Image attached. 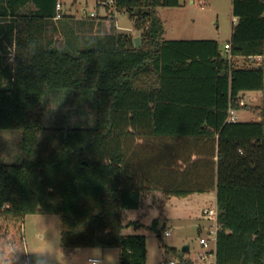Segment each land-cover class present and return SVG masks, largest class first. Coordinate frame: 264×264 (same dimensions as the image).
I'll return each mask as SVG.
<instances>
[{
    "label": "trees",
    "instance_id": "obj_1",
    "mask_svg": "<svg viewBox=\"0 0 264 264\" xmlns=\"http://www.w3.org/2000/svg\"><path fill=\"white\" fill-rule=\"evenodd\" d=\"M59 4L0 0V131L22 134L18 161L0 157V251L12 245L14 264H30L26 216L58 214L64 249L120 248L119 264H147L146 237L124 234L143 224L125 225V212L149 192H216V264H264V108L228 122L242 93L264 90L263 66L239 65L264 55V0H233L232 60L216 40L164 39L159 9L180 0H115L140 47L115 24L82 34L86 21L63 19ZM53 94L81 118L48 125ZM189 253L176 252L179 264H194Z\"/></svg>",
    "mask_w": 264,
    "mask_h": 264
},
{
    "label": "rangeland",
    "instance_id": "obj_2",
    "mask_svg": "<svg viewBox=\"0 0 264 264\" xmlns=\"http://www.w3.org/2000/svg\"><path fill=\"white\" fill-rule=\"evenodd\" d=\"M62 3L63 18L88 19L98 9L99 17L95 21H102L101 31L107 33V25L112 30L116 24L124 33H133L134 21L126 12H119L115 7H102L100 0H60ZM101 7V8H99ZM159 14L164 21L165 40H216L223 52L230 41L231 30L235 17L233 15V0H180V6L162 7ZM109 21V23L106 22ZM56 23L58 32L54 34L56 41L65 42L62 25ZM72 25V23H71ZM52 30V29H51ZM112 32V31H111ZM141 35V34H140ZM135 37V36H133ZM137 37V36H136ZM141 37V36H140ZM243 60L239 65L244 66ZM264 65V63H263ZM258 67V66H257ZM245 107L238 111L239 122H251L260 119V111L264 108V90L248 92L244 96ZM82 111H91L89 104L80 105ZM73 120L81 118L80 111H76L73 101L65 95L53 94L46 107V123L55 124L66 114L72 113ZM20 131H0V157L8 163L18 161L21 153ZM160 196L155 192L144 194L142 212L143 217H135L130 212L124 216V224L130 220L141 221L143 226L136 228L130 226L124 229L125 235H144L147 239V264H169L170 261H180L176 252H182L185 246H190V259L194 258L198 264L199 256L204 251L200 238L212 239V232L217 230V223L209 218V212L217 209L214 192L195 193L187 197H174L162 205ZM164 217V218H162ZM162 218V219H161ZM155 220L166 222L162 237L151 228ZM62 221L58 214H29L25 218L24 232L30 264H91L88 260L92 256L88 250L80 253L66 251L61 243ZM165 230L171 232L165 235ZM175 249L169 251L168 249ZM120 248H108L103 257L104 264L120 263ZM192 260V259H191ZM200 261V260H199ZM193 262L194 264H196Z\"/></svg>",
    "mask_w": 264,
    "mask_h": 264
},
{
    "label": "built area",
    "instance_id": "obj_3",
    "mask_svg": "<svg viewBox=\"0 0 264 264\" xmlns=\"http://www.w3.org/2000/svg\"><path fill=\"white\" fill-rule=\"evenodd\" d=\"M206 0H200V4L204 5ZM101 6L102 7H114L115 5V0H102L101 1ZM58 11L62 10V5L59 4L57 7ZM99 9L95 12L91 14L92 18H97L99 17ZM224 55L226 58H228L229 60L233 59V56L231 54V45L228 43L225 46V52ZM264 61V55H257V56H250L246 62L244 61V63H247L246 65L248 66H260L262 65ZM242 105H245V102L242 101L241 102ZM238 110L232 108L230 109V114L228 117V122H237L239 121V117L237 115ZM210 216L209 218L211 220H214L217 223V219H218V210H212L209 212ZM212 234L214 235L212 237V239H207V238H200V244L202 246V248L204 249V251L200 254L199 256V260H198V264H216V241H217V230H215L214 232H212ZM165 235L166 236H170L171 232L169 230H165ZM91 264H95V260L91 259V257L88 260ZM102 264H104V261L102 259ZM162 264H167V263H162ZM169 264H179V261H175L172 260L170 261Z\"/></svg>",
    "mask_w": 264,
    "mask_h": 264
},
{
    "label": "crops",
    "instance_id": "obj_4",
    "mask_svg": "<svg viewBox=\"0 0 264 264\" xmlns=\"http://www.w3.org/2000/svg\"><path fill=\"white\" fill-rule=\"evenodd\" d=\"M101 1L102 0H100V3H101ZM99 3V4H100ZM192 3H194V0H192ZM62 8H63V6H62ZM101 8V7H100ZM100 10V9H99ZM73 21L75 22V24H76V22H79V21H86V22H84V23H86V25H83V27H82V34H85V35H88V36H90V37H93V36H96V35H102V34H108V33H111V29L108 27V25H107V33H104V32H102L101 31V27L103 28V24L101 23L102 21H95L94 20V18H92V17H90V18H88V19H78V18H76V19H73ZM90 22H94L95 23V26L94 27H91V24H89ZM106 22L107 23H109V21H107L106 20ZM237 22V18H235V21H234V23H233V25L235 24ZM115 26H116V29H117V32L118 33H124V32H122V30H120V28L117 26V22H116V24H115ZM232 28H233V26H232ZM166 29V28H165ZM128 34H131V35H133V36H141L140 34H141V32L140 31H138V30H136L135 28H134V30H133V33H128ZM166 34V33H165ZM231 34H232V30H231ZM165 36V35H164ZM134 37V38H135ZM164 39H165V37H164ZM230 39H231V36H230ZM263 63H264V61H263ZM263 63H262V66H263V68H264V65H263ZM247 94H248V92H244V93H242V96H243V98H245L244 96H247ZM241 111V110H240ZM155 193H157V194H159L161 197L162 196H165V197H163V198H161V202H163V204L162 205H165L166 204V202H167V198H168V200H172L175 196H167V195H165L164 193H162V192H160V191H155ZM215 193V196H216V192H214ZM190 196V195H189ZM144 202V201H143ZM142 207H143V204H142V206L139 208V209H136V210H128V211H126L125 212V215H127L128 214V212H130L131 214H132V216L134 215L135 217H143V216H145V212H142ZM124 215V216H125ZM162 218H164V217H162ZM161 218V219H162ZM131 221H134V220H130L129 222H131ZM164 226H166V222H164V221H161L160 222V227L161 228H163ZM88 249H91V248H83V247H78V248H71V249H67L65 252H67V251H69L70 250V252L71 251H74V252H78V253H80L82 250H88ZM103 250H104V253L105 254H107V250H108V248H102ZM191 249V248H190ZM191 251V250H190ZM191 253V252H190ZM189 253V254H190ZM106 256V255H105ZM189 256V255H188ZM190 257V256H189ZM192 259V261L193 262H195V259L194 258H191ZM196 263V262H195ZM197 264V263H196Z\"/></svg>",
    "mask_w": 264,
    "mask_h": 264
},
{
    "label": "clouds",
    "instance_id": "obj_5",
    "mask_svg": "<svg viewBox=\"0 0 264 264\" xmlns=\"http://www.w3.org/2000/svg\"><path fill=\"white\" fill-rule=\"evenodd\" d=\"M17 251L18 249L12 245H8L3 251H0V264H14L12 257ZM88 251L91 252V259L95 260V264H102V259L106 255L102 248L95 246L88 249ZM83 264H87V261H83ZM109 264H112V262H109Z\"/></svg>",
    "mask_w": 264,
    "mask_h": 264
},
{
    "label": "water",
    "instance_id": "obj_6",
    "mask_svg": "<svg viewBox=\"0 0 264 264\" xmlns=\"http://www.w3.org/2000/svg\"><path fill=\"white\" fill-rule=\"evenodd\" d=\"M134 42H135L136 47H140L141 46V37L140 36L135 37ZM159 230H161V227ZM188 251H190V246H185L183 249V252H188Z\"/></svg>",
    "mask_w": 264,
    "mask_h": 264
}]
</instances>
